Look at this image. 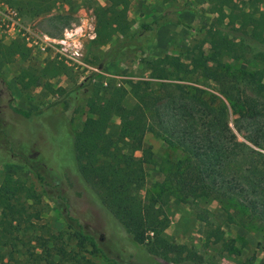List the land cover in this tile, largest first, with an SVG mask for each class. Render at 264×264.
I'll return each instance as SVG.
<instances>
[{
  "label": "rangeland",
  "instance_id": "rangeland-1",
  "mask_svg": "<svg viewBox=\"0 0 264 264\" xmlns=\"http://www.w3.org/2000/svg\"><path fill=\"white\" fill-rule=\"evenodd\" d=\"M97 1L103 6L110 4L108 0ZM186 4L191 11L181 15L185 26H162L145 50L119 57L104 69H100L99 64L111 45L86 43V67L78 70L71 67L73 70L69 76L41 79L27 91L22 90L16 83V77L21 70L27 67L43 68L49 62L58 60L30 52L26 61L17 58L7 63L0 55V74L11 90L14 103L24 110L41 112L33 119L26 120L6 108L0 117V184L7 174H11L25 180L40 196V204L34 210L40 211L41 219L37 221L35 231L26 235L38 253L44 247L57 243L68 251L71 248L77 250L76 241L69 239L72 231L67 221V213L70 211L72 216L82 220L86 231L101 242L106 252L117 258L121 264H264V219L252 213L237 198L210 191L197 198L196 205H193L172 197L171 224L167 234L174 243L186 246L192 255L182 261H156L147 251V240L134 239L126 233L98 205L97 195L76 171L73 137L83 127L89 112L85 105L86 99H80L75 112L74 108H65L61 98L69 96L71 89L93 74L94 83L102 94H110L116 87L128 88L130 81L148 79L152 94L150 115L153 114V120H166L169 128L183 126L191 112L188 109L192 105L190 100L195 94L194 89L203 90L204 100L212 99L216 105L226 108L229 125L240 141L253 146L247 140L250 137L264 145V86L248 83L246 72L253 70L251 65L243 62L231 63L224 59V63L233 67L231 75H224L219 79L210 75L203 76L204 68L201 64L210 61L213 65L218 56L217 48L206 40L207 31L215 25L217 18L212 12L210 0H181L175 3L133 0L128 13L132 29L136 30L141 24L151 22L168 9L182 8ZM83 10L92 11L83 6L80 0H73L69 4H58L51 12L35 20L26 21L34 23L44 34L60 37L65 28L79 23ZM220 29L233 42L239 43L247 54L264 53V44L239 29V24L234 27L226 22ZM12 40L14 39L0 34V46L9 44ZM167 54L175 57L176 63L184 68L196 70L195 76L199 75V81H196L195 76L192 77L193 80L179 81L149 79L141 61H150ZM233 103L238 106V112L231 108ZM183 107L185 109H180ZM200 114L201 112L194 117L198 120ZM201 123L200 121V125ZM12 127H15V133L11 130ZM119 130L120 120L114 117L103 143L105 151L113 149ZM13 134L18 135L17 142H13ZM145 143L153 148L155 163L149 167V175L141 196L148 194L155 199L161 198L159 183L169 177L170 180L173 179L169 182L173 187L176 184L180 188L184 185H200L199 182L187 180L177 182L182 179L181 175L188 177L186 174L192 160L190 154L172 143L169 137L164 135L159 138L148 133ZM259 151L264 153L263 149ZM14 154L18 156L15 157ZM38 173L44 181L40 180ZM192 177L189 176L188 179ZM184 191L187 200L192 202L194 199L190 192L185 187ZM201 216L221 229L224 236L222 240L207 239L208 226ZM119 237L124 239L125 245L119 242ZM76 258L62 264H108L92 254L90 247L80 252ZM55 259L58 261L59 257L56 255Z\"/></svg>",
  "mask_w": 264,
  "mask_h": 264
},
{
  "label": "trees",
  "instance_id": "trees-1",
  "mask_svg": "<svg viewBox=\"0 0 264 264\" xmlns=\"http://www.w3.org/2000/svg\"><path fill=\"white\" fill-rule=\"evenodd\" d=\"M73 0H11L25 20H35L51 12L58 4H69ZM81 4L93 11L96 19L97 38L91 43L100 46L111 45L105 52L99 67L119 57L137 54L153 42L160 28L166 24L185 26L181 15L191 11L188 4L182 8L164 11L151 22L141 24L136 30L128 13L133 0H108L103 6L97 0H80ZM175 3L181 0H162ZM187 1V0H186ZM212 12L217 15L215 25L208 29L206 40L218 50L213 65L210 61L201 64L203 76L219 79L232 74L233 67L224 63L243 62L251 65L246 72L248 83L264 86V53L247 54L241 45L233 42L220 27L227 25L249 33L253 39L264 44V0H210ZM30 49L21 39L0 46V54L7 63L15 59L28 60ZM213 61V62H214ZM153 80H193L196 70H189L176 63V58L164 55L150 61H141ZM72 68L61 61H52L43 68H23L16 77L17 84L27 91L36 86L41 79L69 76ZM196 81H199V75ZM95 74L89 75L63 96L61 103L71 109L81 98L86 99L89 117L73 137L76 171L97 195L98 205L103 207L118 225L134 239H146V248L156 261H182L190 257V250L184 245L174 243L167 234L171 224L170 201L176 197L185 204L196 205L197 198L205 192H215L237 198L252 213L264 219V145L258 140L247 138L253 146L240 141L227 120L226 108L212 100H204L203 90L195 88L191 98V110L183 126L169 128L166 120L152 119L151 86L148 79L130 81L128 88L116 87L110 94H102L94 83ZM57 93V92H55ZM132 100H131V98ZM217 102V101H216ZM190 103V104H191ZM189 105V104H188ZM4 106V108H3ZM10 110L14 115L30 120L40 115V111H29L18 107L11 90L0 74V117L2 111ZM231 108L238 112L233 103ZM185 109V107L180 108ZM77 109H75V112ZM197 120L194 116L200 113ZM120 120V130L113 149L105 151L103 143L107 139L112 120ZM200 121L202 122L200 125ZM15 127H12L15 133ZM0 126V130H1ZM8 129V127H7ZM152 133L157 137L166 135L172 143L190 154V169L181 175L177 182H199L200 185L185 186L192 198L188 201L184 187L171 186L169 178L159 183L161 198L141 196L149 175V167L155 163L153 148L145 143V137ZM18 135L13 134V142ZM12 142V143H13ZM14 144V143H13ZM14 156H18L15 155ZM188 167V165H187ZM40 180L44 178L38 173ZM184 193V194H181ZM40 204V196L25 180L7 174L0 184V264H62L91 248V253L108 264H121L102 247L101 242L86 231L79 217L67 213V221L72 231L69 239L76 241V248L69 251L62 245L44 247L38 253L26 235L32 234L41 219L40 211L34 210ZM207 224V239H223V232L213 226L209 219L201 216ZM122 245H125L120 237ZM59 257L56 261L55 256Z\"/></svg>",
  "mask_w": 264,
  "mask_h": 264
},
{
  "label": "built area",
  "instance_id": "built-area-1",
  "mask_svg": "<svg viewBox=\"0 0 264 264\" xmlns=\"http://www.w3.org/2000/svg\"><path fill=\"white\" fill-rule=\"evenodd\" d=\"M79 23L65 28L60 37L42 33L28 23L11 0H0V34L9 39L20 38L34 53L48 55L78 70L86 67L85 44L97 38L93 11L83 10Z\"/></svg>",
  "mask_w": 264,
  "mask_h": 264
},
{
  "label": "crops",
  "instance_id": "crops-1",
  "mask_svg": "<svg viewBox=\"0 0 264 264\" xmlns=\"http://www.w3.org/2000/svg\"><path fill=\"white\" fill-rule=\"evenodd\" d=\"M16 39H18V38H16ZM16 39H14V40H16ZM20 39V38H19ZM7 40V39H6ZM22 40V39H21ZM9 41V40H8ZM13 41V40H12ZM24 41V40H23ZM26 44V43H25ZM27 46V45H26ZM27 48H28V46H27ZM30 49V48H29ZM30 51L31 52H33L31 49H30ZM34 53V52H33ZM1 55V54H0ZM5 61V60H4ZM17 83V82H16ZM21 88V87H20Z\"/></svg>",
  "mask_w": 264,
  "mask_h": 264
}]
</instances>
